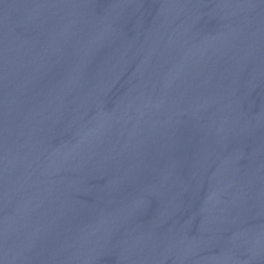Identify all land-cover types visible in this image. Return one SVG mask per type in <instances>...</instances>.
Wrapping results in <instances>:
<instances>
[{
    "label": "water",
    "instance_id": "water-1",
    "mask_svg": "<svg viewBox=\"0 0 264 264\" xmlns=\"http://www.w3.org/2000/svg\"><path fill=\"white\" fill-rule=\"evenodd\" d=\"M0 264H264V0H0Z\"/></svg>",
    "mask_w": 264,
    "mask_h": 264
}]
</instances>
